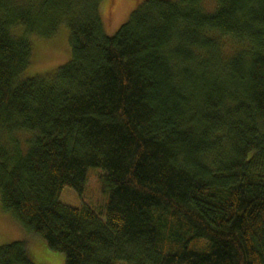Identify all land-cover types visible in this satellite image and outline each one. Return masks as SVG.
<instances>
[{
  "label": "trees",
  "instance_id": "trees-1",
  "mask_svg": "<svg viewBox=\"0 0 264 264\" xmlns=\"http://www.w3.org/2000/svg\"><path fill=\"white\" fill-rule=\"evenodd\" d=\"M103 2L0 0L3 210L67 264H264V0H147L112 38ZM93 169L105 212L62 204Z\"/></svg>",
  "mask_w": 264,
  "mask_h": 264
},
{
  "label": "rangeland",
  "instance_id": "rangeland-1",
  "mask_svg": "<svg viewBox=\"0 0 264 264\" xmlns=\"http://www.w3.org/2000/svg\"><path fill=\"white\" fill-rule=\"evenodd\" d=\"M147 0H104L101 18L105 36L114 37L122 26L129 22L132 14ZM169 1V0H164ZM21 32L22 30H17ZM70 33L62 26L55 38L49 41L32 38L33 55L31 66L24 74V79H34L55 73L71 61L69 42ZM102 170H90L87 185L82 195L72 189H65L61 203L73 208L87 205L98 213H104L109 196L102 192L100 184ZM16 242L24 243L35 264H67L65 254L51 251L46 242L30 233L8 212L4 211L0 201V247Z\"/></svg>",
  "mask_w": 264,
  "mask_h": 264
}]
</instances>
